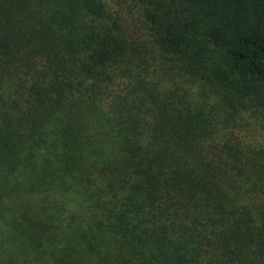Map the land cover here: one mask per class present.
I'll use <instances>...</instances> for the list:
<instances>
[{
    "label": "trees",
    "instance_id": "1",
    "mask_svg": "<svg viewBox=\"0 0 264 264\" xmlns=\"http://www.w3.org/2000/svg\"><path fill=\"white\" fill-rule=\"evenodd\" d=\"M0 264H264V0H0Z\"/></svg>",
    "mask_w": 264,
    "mask_h": 264
}]
</instances>
